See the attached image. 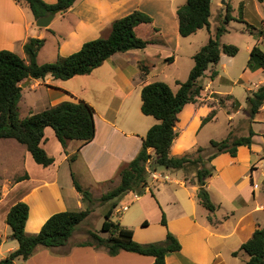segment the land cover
<instances>
[{
	"label": "crops",
	"instance_id": "0c3cea01",
	"mask_svg": "<svg viewBox=\"0 0 264 264\" xmlns=\"http://www.w3.org/2000/svg\"><path fill=\"white\" fill-rule=\"evenodd\" d=\"M186 1L76 0L67 11L56 13L48 27H39L27 4L0 0V50L9 49L27 58L26 41L30 37L44 38L45 44L37 56L39 63L68 56L80 50L85 42L108 36L116 19L136 9L153 18L151 23L139 25L137 33L145 39L156 40L146 48L116 52L89 74L66 80L51 75L44 79H27L29 82L23 87L19 102L21 117L63 101L83 99L95 108L96 135L88 143L69 141L65 151L55 130L46 127L41 144L55 157L49 166L37 163L27 147L16 139H0V259L19 247L6 221L10 208L17 202L29 204L26 231L35 234L53 214L88 207L74 185L73 176L93 196H101L119 184L121 168L137 156L148 130L159 122L154 116L143 113L141 97L144 85L152 82L148 75L156 66V57L168 61L167 58L173 56L172 62H175L183 38L197 34L183 37L179 32L177 9ZM145 61H153L147 75L140 67ZM209 90L205 86L203 96L208 98L204 102L210 100L209 105L213 107V93H216ZM200 102L203 100L188 103L179 114L177 127L182 123L183 126L171 147L172 156L193 155L203 146L199 136L206 128L202 126L208 122L201 127H191ZM188 106L194 107V112L185 116ZM232 117L230 114L229 118ZM262 120H253L252 129L256 134L251 146H239L236 155L228 151L218 153L210 161L212 174L205 178V187L217 205L214 211L207 209L199 198L203 186L198 183V169L187 171V166L177 178L173 177L174 181L146 188L143 195L133 191L126 193L112 219L133 229L135 239L141 243L165 241L168 231L175 234L181 249L169 252L166 264H248L247 252L240 251L238 255L233 252L239 250L259 226L264 227V143L257 139L262 134L256 125L264 123ZM75 153L77 158L71 162L69 156ZM26 174L27 178L16 180ZM126 211L131 214H124ZM155 213L158 229L151 230L149 217ZM163 213L167 225L162 224ZM115 214L126 216L116 219ZM97 233L103 237L108 235L99 230ZM89 240L90 230L86 233L77 226L66 245L39 246L29 259H18L15 264H153L155 261L154 256L126 250L111 255L105 246L83 244Z\"/></svg>",
	"mask_w": 264,
	"mask_h": 264
},
{
	"label": "trees",
	"instance_id": "16d2710c",
	"mask_svg": "<svg viewBox=\"0 0 264 264\" xmlns=\"http://www.w3.org/2000/svg\"><path fill=\"white\" fill-rule=\"evenodd\" d=\"M27 4L33 12L35 19L49 13L67 11L76 0H57L49 3L46 0H17ZM213 0H187L177 9L179 19V32L183 37L196 33L199 29L210 27ZM263 1V0H261ZM242 6V5H241ZM231 6L228 5L230 11ZM232 17L227 14L216 32L210 37L195 54V64L185 81L177 80V91L163 81H152L142 88V111L159 120L154 124L143 138V145L137 156L120 170L119 184L100 196L101 202H111L105 213L102 232L106 237L90 230L91 240L83 244L105 246L111 255L118 254L121 250L137 252L143 255L155 257L153 264H166L169 252L181 249L178 237L168 231L165 241L141 243L134 237V230L123 226L119 221L112 219L115 208L120 199L128 192L133 191L139 195L146 193L148 186L147 166L167 169H180L189 165L203 163L205 148L199 146L193 155L172 156L171 147L178 136L177 123L179 114L184 107L191 102H197L202 97L205 89L202 78L211 65L219 63L221 52L234 56L238 53V47L232 44L222 45L221 37L227 31L226 24ZM153 18L136 9L131 13L116 19L112 23L108 36L89 40L83 44L80 50L68 55L59 56L55 61L39 63L37 56L45 44L44 38L30 37L25 45L27 58H23L15 51L9 49L0 50V139L14 138L24 144L33 155L35 161L43 166L54 163L55 157L50 155L42 146L46 127H52L63 145L65 151L71 140H80L88 143L96 135L95 108L87 101H63L55 106L46 108L40 112L21 117L19 102L23 94L21 84L30 78L44 79L51 75L55 79H69L75 75L91 73L101 66L116 52H125L131 49L146 48L155 43V39H145L137 33V27L143 23H151ZM173 56L167 58L173 61ZM253 69L264 67V51L255 45L251 49V57L248 62ZM144 75L149 73L148 67L140 63ZM218 70L210 74L214 79L218 76ZM250 114L256 115L264 105V84L247 97ZM237 102V101H235ZM216 116V111H211L202 121L206 124ZM255 131L251 128L248 135L234 136L232 130L222 140L210 141L214 152L209 154L211 161L218 153L228 151L232 155L237 154L241 145L251 146L254 142ZM77 153L69 156L73 162ZM212 174V169L202 166L197 170L198 183L203 186L199 190V198L203 205L210 211H214L217 205L212 201L208 189L205 187V178ZM27 174L16 180L27 178ZM74 178L76 189L87 202H93L92 192L84 188ZM2 197V185L0 181V198ZM29 204L19 201L14 204L7 215L6 221L12 228V237L19 242V247L0 259V264H15L16 260H27L39 246L58 247L68 243L76 227L83 222L92 212L90 207L83 210H67L53 214L47 219L41 230L35 234L26 231V223L29 217ZM212 219V218H211ZM162 224L167 225L166 216L163 213ZM2 239L0 237V244ZM240 251L248 253V264H264V227H258L252 237L244 242L239 250L233 252L238 255Z\"/></svg>",
	"mask_w": 264,
	"mask_h": 264
},
{
	"label": "rangeland",
	"instance_id": "374dc122",
	"mask_svg": "<svg viewBox=\"0 0 264 264\" xmlns=\"http://www.w3.org/2000/svg\"><path fill=\"white\" fill-rule=\"evenodd\" d=\"M228 5L231 6L230 11L228 10ZM212 9L210 27L201 28L191 38H183L180 50L176 51L175 62L160 60L156 57L154 61L156 66L152 68L151 73L148 75L151 81L163 80L175 89L179 88L176 81L187 80L195 63L194 57L191 55L208 42L210 37L215 34L217 26L222 23L228 13L232 17L229 23L226 24L227 31L222 35L221 43L222 45H235L239 50L234 56L222 51L219 63L211 65L206 75L202 78V83L208 89L210 88L209 91L216 94L213 93V107L209 105L210 100L204 102L208 98L207 95H202L199 98L198 101L203 100V103L200 102L202 104L197 108L191 127H201L203 119L208 115L211 108L216 111V116L202 126L206 128L202 130L199 136V141L203 142L202 145L207 149L203 152V163L189 165L187 171L198 169L201 166L211 167L207 158L215 149H211L212 145L208 142L210 138L222 140L231 130L234 136L248 135L250 129L253 128L252 124L255 118L260 121L263 119L262 121H264V105L261 107L259 114L252 116L247 100L248 95L256 91L264 82V67L254 70L248 64L251 57V49L255 45H258L264 51V0H215ZM152 62L145 61L143 64L147 67H152ZM213 70H218L219 72L214 79L210 76V72ZM234 100H238V102ZM193 110L194 107L188 106L184 115L193 113ZM229 113L233 115V119L229 118ZM184 115L182 116L183 120L185 118ZM256 125L259 126L257 128L260 129L262 134V137L257 139L263 144L264 127L262 126H264V123L259 122ZM182 126L183 123L177 127V131ZM158 169L170 174L172 178H177L178 174L182 172V168L173 170L158 166ZM150 184L154 188L159 183H151L150 181ZM93 198V202H88V207L92 209V212L78 225L86 233L89 230L102 232L105 213L111 204V202H101L100 196H93ZM124 214L129 215L131 212L126 211ZM123 215L115 214L114 218L119 219ZM156 215V213L150 214L151 230L158 229V222L155 219Z\"/></svg>",
	"mask_w": 264,
	"mask_h": 264
},
{
	"label": "built area",
	"instance_id": "2783aa9c",
	"mask_svg": "<svg viewBox=\"0 0 264 264\" xmlns=\"http://www.w3.org/2000/svg\"><path fill=\"white\" fill-rule=\"evenodd\" d=\"M147 177H148V186L146 188L151 187V183L157 182V183H166L173 181V178L170 176V174L159 170L158 168H152L151 166H147ZM126 208V207H125Z\"/></svg>",
	"mask_w": 264,
	"mask_h": 264
},
{
	"label": "water",
	"instance_id": "95a60500",
	"mask_svg": "<svg viewBox=\"0 0 264 264\" xmlns=\"http://www.w3.org/2000/svg\"><path fill=\"white\" fill-rule=\"evenodd\" d=\"M54 16H55V13H49V14H47V15H44V16L39 17V18L36 20V24H37V26H39V27H48V26L51 24V22H52ZM27 82H29V81H28V80L24 81V82L21 84V86H22V87H25V86L27 85Z\"/></svg>",
	"mask_w": 264,
	"mask_h": 264
}]
</instances>
